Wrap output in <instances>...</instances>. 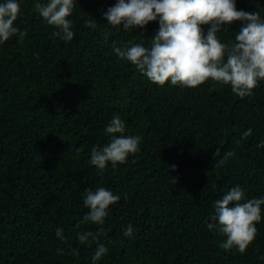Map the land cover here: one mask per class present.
<instances>
[{
    "label": "trees",
    "instance_id": "obj_1",
    "mask_svg": "<svg viewBox=\"0 0 264 264\" xmlns=\"http://www.w3.org/2000/svg\"><path fill=\"white\" fill-rule=\"evenodd\" d=\"M18 2L15 26L27 35L0 44V264H93L100 243L108 251L96 264H264V205L244 254L222 249L226 237L207 228L232 187L245 200L264 196V81L244 99L212 81L160 87L112 47H150L158 21L118 30L103 16L117 0H76L74 36L64 41L34 0ZM236 8L264 20V0H236ZM93 19L95 29L85 25ZM241 26L222 25L217 35L228 43ZM116 115L125 135L141 137L140 151L100 172L91 149L109 143L104 129ZM99 187L119 201L102 226L80 224L86 191ZM129 224L132 238L123 235ZM100 227L97 241L79 243L77 232Z\"/></svg>",
    "mask_w": 264,
    "mask_h": 264
},
{
    "label": "clouds",
    "instance_id": "obj_2",
    "mask_svg": "<svg viewBox=\"0 0 264 264\" xmlns=\"http://www.w3.org/2000/svg\"><path fill=\"white\" fill-rule=\"evenodd\" d=\"M76 0H34V11L49 25L58 31L53 36L71 41L74 33L72 15ZM21 13L18 0L0 2V44L16 37L23 41L26 30L15 26ZM108 25L124 31L143 29L150 22L158 21V30L154 33L150 47L141 44L116 46L113 52L121 60L130 62L146 78L163 87L170 82L186 88H196L208 81L219 86L228 85L239 98L251 96L260 81H264V20L260 14L237 10L236 0H117L116 4L103 13ZM239 21L242 26L234 40L221 42L217 33L222 25H231ZM85 25L95 29V20L85 21ZM208 25L205 33L201 26ZM226 30V29H225ZM110 33L104 36L107 42ZM110 138L103 147L93 146L89 163L100 172L110 163L113 168L126 164L129 156L140 151V136L125 135L126 126L118 116H113L104 129ZM245 136L251 135L248 129ZM264 147V141L257 148ZM82 149H78L81 151ZM229 151L218 164L222 165L233 156ZM120 197L105 187L87 190L83 204L88 208L80 224L90 222L98 226L105 223L110 205ZM264 196L245 200L244 189L237 185L215 201L213 222L207 228L226 237L221 243L224 250L235 249L244 254L257 235L256 225L261 222V208ZM133 226L129 224L123 235L133 237ZM106 230L79 231L77 239L81 244L97 241ZM57 237L64 240L63 230L57 228ZM107 247L97 244L93 264L107 253ZM58 254H63L57 249ZM72 253H79L73 249Z\"/></svg>",
    "mask_w": 264,
    "mask_h": 264
}]
</instances>
